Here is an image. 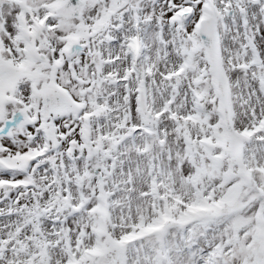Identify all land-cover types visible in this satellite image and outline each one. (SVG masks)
<instances>
[{"label":"snow or ice","instance_id":"6c2138e0","mask_svg":"<svg viewBox=\"0 0 264 264\" xmlns=\"http://www.w3.org/2000/svg\"><path fill=\"white\" fill-rule=\"evenodd\" d=\"M0 264H264V0H0Z\"/></svg>","mask_w":264,"mask_h":264}]
</instances>
